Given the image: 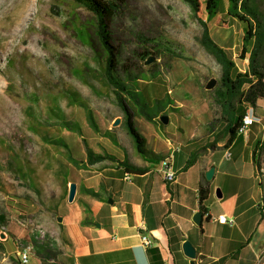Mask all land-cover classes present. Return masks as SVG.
<instances>
[{"label":"crops","instance_id":"0c3cea01","mask_svg":"<svg viewBox=\"0 0 264 264\" xmlns=\"http://www.w3.org/2000/svg\"><path fill=\"white\" fill-rule=\"evenodd\" d=\"M261 102L248 111L256 118L245 134L228 144L227 139L217 140L205 149L222 128L212 127L211 117L168 114L162 131L158 116L152 121L134 116L135 129L156 157L154 164L138 155L121 125L122 115L116 114L95 153L127 158L136 167H147V172L128 173L107 160L48 165V197L28 204L27 214L17 222L22 234L13 227L9 238L4 234L0 264H21L17 254L28 245L29 256L39 264H264V147L256 148L264 138V116L256 114L264 110ZM116 118L120 123L112 127ZM180 119L184 124H178ZM70 183L76 186L71 203ZM205 185V214L196 226L192 216L199 212V187ZM218 215L232 223H217ZM142 234L152 240L150 248L141 245ZM9 240L13 251L6 248ZM184 242L194 249L192 260L182 251Z\"/></svg>","mask_w":264,"mask_h":264},{"label":"rangeland","instance_id":"374dc122","mask_svg":"<svg viewBox=\"0 0 264 264\" xmlns=\"http://www.w3.org/2000/svg\"><path fill=\"white\" fill-rule=\"evenodd\" d=\"M19 1L0 0V213L6 217L0 225V242L1 234L9 238L11 227L17 235L22 234L17 222L27 213L21 211L26 212L30 202L35 204L48 197V165H72L73 161L84 160L83 140L94 153L98 152L106 125L120 114L93 51L78 40L70 25L71 11L56 0H29L24 19L14 29L13 19L20 3H27ZM217 2L218 14L207 22L209 33L217 44L229 49L237 69L244 71L245 62L234 56L240 44V25L226 17L227 0ZM74 15L81 23L90 22V15L84 10L76 9ZM219 17L227 20L228 26H216ZM109 32L120 53L119 61L144 79L139 82L140 105L130 106L133 117L141 113L160 117L163 113L180 116L191 112L198 119L216 115L212 90H205V85L211 79L217 84L220 69L200 46L201 26L185 3L127 0L122 13L110 22ZM145 52L152 53L148 57L153 60L148 65L142 61ZM66 91L75 93L88 105L96 128L87 117L88 108L70 105ZM52 98L59 108L51 102ZM178 103L183 106L175 108L179 109L177 112L166 108ZM47 108L48 122L57 121L55 118L62 111L68 117V126L48 127L60 132L68 150L43 144L29 130L27 112L46 117ZM256 114L264 116V110L257 109ZM178 124H184L183 119ZM128 139L131 141L129 136ZM104 142L108 145L107 140ZM152 162L156 161L149 160ZM6 246L13 251L11 240ZM28 264L39 261L29 256Z\"/></svg>","mask_w":264,"mask_h":264},{"label":"trees","instance_id":"16d2710c","mask_svg":"<svg viewBox=\"0 0 264 264\" xmlns=\"http://www.w3.org/2000/svg\"><path fill=\"white\" fill-rule=\"evenodd\" d=\"M56 1L62 7L71 11L69 18L72 23L70 25L76 37L83 45L90 47L93 51L95 62L99 66L103 82L111 91L113 102L122 115L121 125L131 138L136 152L147 162L156 158L145 148L144 139L135 129L133 124V111L130 107L140 105L139 82L143 83L144 79L132 73L129 67H126L122 61H119L120 53L112 44L109 32L110 22L122 13L127 0ZM181 1L189 7L194 19L201 26V35L198 40L200 46L213 58L220 69L217 84L211 91L212 101L217 108V112L211 118L210 125L212 127L222 125V128L215 135L214 140L206 143L203 149L213 147L217 140L223 138L227 139L226 143L228 144L239 134L238 132L242 126V119L245 114L255 109L259 101L264 100V0H227V6L225 8L226 17L238 22L240 25V44L235 50L234 56L237 60L245 62L246 69L244 71L237 69L230 52L218 45L209 33L207 22L215 18L218 14L217 0ZM51 8L53 11L54 7L52 6ZM76 9L87 12L90 15V22H79L77 16L74 15ZM54 14L57 15L56 11H54ZM217 22L218 24L216 26L218 27L228 26L227 20H220V17ZM149 55H152V53H143L142 61L144 62ZM85 83L87 84V82ZM66 94V99L70 105H79L82 108H88V105L79 99L75 93L66 91ZM51 102L56 104L53 98ZM57 107L59 108V105ZM171 109L176 110V112L178 111L175 108ZM46 110V117L42 115L38 116L30 113V111L27 112L30 122L29 130L37 135L43 144L68 150L59 132L48 129V127L51 128L54 124L68 126L69 122L65 120L68 117L62 111L60 112L61 116L55 118L57 121L48 122V108ZM141 114L148 121L157 118L156 115ZM87 117L96 128L89 108L87 110ZM34 123H37V125ZM156 123L160 127H164L158 120H156ZM83 143L85 145L86 157L84 160L73 161L72 165H93L94 163L107 160L112 163H117L126 172L132 174H143L148 170L147 167L140 168L134 166L127 158L118 160L115 156L108 153H94L84 140ZM260 145L264 147V138L262 141H257L256 148ZM207 196V186H200L199 212L201 215L205 214L203 204L207 200ZM21 212L23 214L26 213ZM4 220L5 215L0 213V225Z\"/></svg>","mask_w":264,"mask_h":264},{"label":"water","instance_id":"95a60500","mask_svg":"<svg viewBox=\"0 0 264 264\" xmlns=\"http://www.w3.org/2000/svg\"><path fill=\"white\" fill-rule=\"evenodd\" d=\"M152 57H148L145 61L144 64L148 65L152 62ZM215 80L211 79L210 81H208V83L205 85V90H212L215 87ZM159 122L163 125H167L168 123V116L167 115H162L159 117ZM115 122V123H114ZM120 123V118H116L113 122H112V127H116L118 126V124ZM212 175V169L209 170L206 174H205V178L207 180H209L211 178ZM75 192H76V186L74 183H70L68 186V194H67V201L69 203H71L74 199L75 196ZM218 193V192H217ZM217 197H220V194H216ZM192 222L196 225V226H200L201 224V213H195L192 216ZM4 234H1V237H3ZM182 251L184 253V255L189 258V259H193L194 258V249L192 248V246L188 243V242H184L182 245ZM190 264H194L193 261L190 262Z\"/></svg>","mask_w":264,"mask_h":264},{"label":"built area","instance_id":"2783aa9c","mask_svg":"<svg viewBox=\"0 0 264 264\" xmlns=\"http://www.w3.org/2000/svg\"><path fill=\"white\" fill-rule=\"evenodd\" d=\"M254 123V118L251 116V114L249 112H247L245 114V120L243 125L240 127L239 129V134H245L247 132V129ZM229 156V154H227V157ZM172 177V174L168 175V178L170 179ZM215 221L219 224H225V223H232V220L227 221L226 217L224 215H218L217 217H215ZM43 234V232H41ZM41 234V235H42ZM44 235H42L43 237ZM140 242L141 245L144 248H150L153 244L152 240L150 239L149 236L142 234L140 236ZM31 247L28 245L26 247H24L18 254V261L21 264H25L28 262V258H29V253H30Z\"/></svg>","mask_w":264,"mask_h":264},{"label":"bare ground","instance_id":"6f19581e","mask_svg":"<svg viewBox=\"0 0 264 264\" xmlns=\"http://www.w3.org/2000/svg\"><path fill=\"white\" fill-rule=\"evenodd\" d=\"M12 1H17V2H20L19 0H12ZM32 1V0H31ZM28 2H29V0H27V3L24 1V2H21L20 3V6H19V10L17 11V14H16V16H15V18L13 19V23H15V28L14 29H16V27L18 28L19 27V23L24 19V13L27 11V9H28ZM4 6V5H3ZM27 13V12H26ZM12 14V13H11ZM25 16H26V14H25ZM3 20V19H2ZM11 20V19H10ZM0 23H2V22H0ZM10 23H8V25H9ZM8 25H7V27H8ZM1 26V25H0ZM2 27V26H1ZM5 31V30H4ZM15 32V31H14ZM9 33V32H8ZM7 40V39H6ZM3 44V43H2ZM9 44V43H8ZM1 45V44H0ZM263 81H264V79H263ZM244 120H245V116L243 117V119H242V125H243V123H244ZM115 123V122H114Z\"/></svg>","mask_w":264,"mask_h":264}]
</instances>
